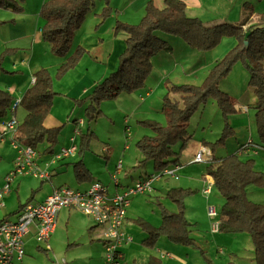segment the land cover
<instances>
[{"label": "rangeland", "instance_id": "obj_1", "mask_svg": "<svg viewBox=\"0 0 264 264\" xmlns=\"http://www.w3.org/2000/svg\"><path fill=\"white\" fill-rule=\"evenodd\" d=\"M45 1L47 0H22L20 2L24 8L22 12L0 7V58L4 61L5 69H0V78L6 83L1 85L10 87L11 83L20 84L25 64L27 66L31 64L34 69L28 72L30 76L31 72L42 67L49 69L55 94L54 104L44 119V125L47 128L58 127L55 143L57 149L70 146L75 129L80 130L81 133L76 136V144L84 150L83 155L78 153L75 156L76 159L71 156L72 158L66 160V164L73 162L72 164H67L66 168L54 173L53 180L58 184L79 186L76 184L74 163L80 159H83L84 164L91 171L93 179L104 185L108 192L119 187L116 185L114 175L124 179L125 171L132 172L135 178H130V182L136 183L139 175L145 176L147 173L154 172L151 161L147 165L139 166L143 154L137 142L144 135L153 134L152 129L144 125L143 120L166 122L162 112L166 83L170 81L177 84H201L211 66L204 63V53L189 48L179 37L160 33L166 37L172 48L155 56L152 74L147 79L145 87L131 93H122L115 98L97 100L93 97L95 82L118 68L119 57L125 47V30L118 28V22L139 23L145 14L148 0H109V4L106 3L107 0H94L81 25L76 29L71 43L69 53L81 47L80 58L73 67L63 71L60 67L66 60V56L54 53L51 44L43 38L38 39L39 41L34 39L36 32L41 33L38 21L41 19V26L44 24L38 12ZM256 4L259 6L250 9L244 8L241 0L233 6L224 2L216 4L215 0H205L198 10L195 11L194 8L189 7L187 13L199 17L208 24L226 20L237 23L240 20L236 14L242 9L246 14L255 15V18H258L264 11V0H255L254 6ZM105 6L110 8H104ZM230 39L233 40V38ZM233 43L235 44V39ZM249 79V69L242 61H237L229 74L220 82V88L223 91L234 98L237 96L241 100L239 102L249 107V110L246 107L242 114L250 117V124L237 128L233 135L226 137L225 144L215 147L216 155L219 157L233 154L239 148L241 139L243 137L247 139L250 134L255 141H260L252 108L256 99L248 84ZM25 115L26 110L19 105L16 118L23 121ZM224 126L225 122L218 102L210 97L190 119L188 130L193 136L181 152L182 166L176 175L164 174L161 179L156 178L151 182L152 189L136 192L130 196L131 206L127 208L129 216L126 214L128 218L124 223L131 224L132 228L130 227L127 231L133 236V243L140 247L134 255L126 254L130 264H150L148 260L150 255L156 256L162 264H182L178 256L186 258L188 264L204 262L257 264L253 255V241L248 233L213 231L212 222L219 220L224 199L208 174L207 161H195V151L202 149L201 143L205 144L202 141L203 138L206 142H216ZM4 129L5 124L1 122L0 130ZM83 134H89V136L84 137ZM40 144L41 154L44 155L46 153L43 150L49 142L45 140ZM205 146L211 145L206 143ZM16 154L17 150L11 144L10 134H8L6 139L0 141V190L7 183V176L16 170ZM50 156L52 157L53 154ZM120 161L124 169L118 172L116 167ZM43 162L44 160H41L40 164ZM254 164L264 171L260 168V166L264 168V157L256 156ZM47 180L49 179H43L34 174L15 173L10 182L11 192H7L9 195L4 197L3 204L7 206L6 208H10L13 203L15 211L19 203H23L26 198L37 201L38 197L51 185ZM19 184H21L20 188ZM79 184L84 185V182ZM209 185H212L211 192H204L203 187ZM174 187L193 189V192L184 199V204L185 215L193 224L192 234L198 247L173 242L165 236L157 242L156 248H154L156 244L151 246L142 242L143 228L135 220L143 218L152 225L160 226L164 207L171 212L178 210L177 203L167 195L168 190ZM253 189H255L254 193H250ZM247 191L249 198L264 203V189L250 186L247 187ZM212 206L217 212L215 217L209 214V208ZM66 213L67 215H63V212L59 214L56 233L58 240L54 248L39 251L42 253L41 264L52 262V254L56 249L71 257V259L62 257L58 260L60 263L67 261L69 264H88L86 253L91 251L90 241H80L71 247L69 243L83 240L89 233L88 222L92 221L81 210L66 209ZM124 227L125 224L123 229ZM47 243L48 241L42 244L44 248L49 246ZM96 244L102 247L98 242ZM158 247L161 253L157 250ZM163 249L166 255L162 257ZM97 253L99 256L103 255L105 248H99ZM31 262L37 263V259L31 257Z\"/></svg>", "mask_w": 264, "mask_h": 264}, {"label": "trees", "instance_id": "obj_2", "mask_svg": "<svg viewBox=\"0 0 264 264\" xmlns=\"http://www.w3.org/2000/svg\"><path fill=\"white\" fill-rule=\"evenodd\" d=\"M21 1L0 0V7L22 12L24 8L20 5ZM106 3L109 4V0ZM93 4L94 0H47L40 9L39 15L44 21L41 27L43 39L51 44L54 53L66 56L60 67L61 71L73 67L80 58L81 47L69 53L71 43L76 29ZM245 5L252 8L249 2ZM252 16L255 15L245 13L237 23L226 20L208 24L197 16L188 15L187 5L183 0H164L162 7L156 5L153 0H148L145 14L139 23L118 22V28L125 30L127 35L126 48L119 57L118 68L97 80L93 95L97 100L115 98L122 93H131L145 87L152 74L155 56L172 48L166 37L160 33L179 37L189 48L200 52L217 48L225 38H233L237 42L222 58L215 61L201 84H177L170 81L166 83V93L162 101L166 122L143 120L144 125L152 129L153 134L144 135L137 142L143 154L139 166L147 165L151 161L154 168L152 174L163 176L165 168L180 165L181 152L193 136L188 130L190 119L210 97L217 100L225 126L216 142H206L204 139L203 142L210 143L214 152L215 147L225 144L226 137L235 133L231 116L238 109L234 98L220 88V82L237 61H242L250 71L248 84L256 99L252 108L260 137L258 144L264 148V11L250 23L249 18ZM245 41L248 42L247 45ZM3 62L0 58V69L5 70ZM54 94L53 79L47 67L34 72L31 86L22 97H15L9 90L0 87V123L9 119L11 106L20 99L18 106H23L26 115L23 121L17 119L15 138L24 145L32 146L38 153L42 151L40 143L48 140L49 145L43 152L53 156L58 153V150L55 151L58 127L47 128L44 119L54 104ZM8 134L12 141V133ZM243 147L244 144L239 146ZM78 153L83 155L84 150L80 147ZM63 158L66 157L52 163ZM206 167L224 199L220 211L219 231L248 233L254 245V260L257 264H264V203L251 200L246 191L249 184L263 187L264 173L255 168L254 159H244L237 152L224 157L212 155ZM74 170L77 182L96 181L83 159L74 163ZM152 174L139 175L138 180ZM119 184L120 179L117 186ZM192 192L193 189L184 187L168 190L167 195L177 203L178 210L171 212L164 207L160 226L152 225L143 218L135 220L145 231V244L154 246L165 236L173 242L196 246L192 236L193 224L185 215L184 204V199ZM151 263L159 264L156 259Z\"/></svg>", "mask_w": 264, "mask_h": 264}, {"label": "built area", "instance_id": "obj_3", "mask_svg": "<svg viewBox=\"0 0 264 264\" xmlns=\"http://www.w3.org/2000/svg\"><path fill=\"white\" fill-rule=\"evenodd\" d=\"M35 78H33V82ZM20 99L14 102L10 108L9 119L3 123L5 129L0 130V141L4 140L9 132L12 133V145L17 150L15 157L16 170L7 176V183L0 192L3 193L11 189L10 182L13 175L18 172L24 174H34L43 179H49L51 173L41 170L37 164V150L32 146L24 145L15 138L18 121L15 116ZM82 123V121L80 122ZM80 130L75 129V135L71 137V145L61 147L58 153L52 157L55 162L61 157L75 155L78 152L76 136ZM212 150L202 147L195 155V161H208L212 158ZM123 163L117 164V171H121ZM179 165L167 167L163 174L176 175ZM161 175L152 174L136 183L127 185L124 190L109 193L107 188L100 182L95 181L85 189H77L68 186L55 188L42 202L27 203L23 206L17 220H3L0 223V264H17L25 255L27 237L33 227H36L35 238L39 244L47 241L51 233L57 226V219L62 208H76L91 216L104 229V263L103 264H127L124 261L122 247L133 240V236L123 229L127 208L131 200L130 196L136 192H143L152 189L151 182L160 178ZM116 185L119 178L114 175ZM204 192H211L212 185L204 187ZM212 217L217 215L214 206L209 208ZM213 231H219L220 221L212 222Z\"/></svg>", "mask_w": 264, "mask_h": 264}, {"label": "crops", "instance_id": "obj_4", "mask_svg": "<svg viewBox=\"0 0 264 264\" xmlns=\"http://www.w3.org/2000/svg\"><path fill=\"white\" fill-rule=\"evenodd\" d=\"M153 1L155 2L156 5H158L160 7H162L164 5V0H153ZM183 1L187 5V12H188L189 7L190 8H194L195 11L198 10L202 6L203 2H205V0H183ZM239 1L240 0H215L216 4H220V3L224 2V3L229 4L231 6H233L235 3L238 4ZM241 1H243V7L244 8H248V6L245 5V3H248V2L252 4V7L259 6L258 4H256V6H254V1L255 0H241ZM244 15H245V12L242 9V11H239L236 14V17L239 20H241ZM254 19H255V16H252L251 18H249V20H250L249 22L250 23L254 22ZM38 25H40V28L42 27L41 26V19L38 21ZM126 36L127 35H126V32H125L124 37L126 38ZM42 38H43L42 37V32L41 33L40 32H36V34L34 35V39L36 41L42 40ZM233 40L230 39V38H225L222 41V43L217 48H215V49H213L211 51L202 52V53H204V56H205L204 63L207 64V65L212 66L215 63L216 60H218L220 57H222L228 51L227 49L231 48L232 46H234L236 44V40H235V44L233 43ZM125 48H126V42H125L124 49ZM124 49H123V51H124ZM23 69H24V72L22 71V77L23 78L20 81V84L11 83L10 87L8 85L7 86H2L1 84H6V83L2 82V80L0 79V81H1L0 82V87L3 88V89L9 90L12 94L14 93L13 95L15 97H22L24 92L27 90V88H29L31 86V78H32V75L34 74V72H31V76L28 75V72L30 73V71H34V69L31 67V64H29V66H27V64L23 65ZM10 72H12V71H10ZM19 73H21V72H19ZM96 82H95V84H96ZM19 91H22V92H19ZM147 93H148V91H147ZM254 99H255V97H254ZM234 100H235V104H236V107H237L238 110H237V112L235 114H233V116H231V124L233 125V127H234V129L236 131L237 128L248 126L250 124V117H248V116L246 117V116H244L242 114V111L244 109H246V107H247L246 104L239 102L241 100L237 96H235ZM247 108L249 110V107H247ZM17 109H18V107H17ZM17 109L15 111V116L16 117H17ZM250 135H249V137L247 139H246V137L245 138L243 137L242 138L243 140L241 139V142H239L240 143L239 145L244 144V147L243 148H238L237 150H235L234 153L237 152L244 159H248V158L249 159H254V163H255V157L256 156L264 157V148L259 146V144H258L259 141L258 142L255 141L254 137H252ZM200 145L202 147H206L207 149L212 150L213 155L214 156L216 155L217 148H216V150L214 152L211 146L207 147V146H205V144H202V143ZM58 149L55 148V151L58 150ZM195 152L197 153L198 151H195ZM50 154L51 153H46V154L43 155L40 152L38 154V157H37V162H38L39 167L41 168V170H47V171H49L51 173V177L49 178V180H47V181H50V184H51L50 187L48 189H46L41 196L38 197L37 201H34L31 198H28V199L26 198V200L23 203L20 202L19 205H18V208L15 211H14L15 207H14L13 203L11 204L10 208H6L7 206H5L3 204L2 200H4L5 196L7 197L9 195L8 193H3L2 198H0V222L2 220H17L20 210L23 208V206L26 203H28V202H30V203L42 202L57 187H60V186H63V185H68V187L70 186L72 188L85 189L91 184V182H85L84 185H82V184H79V182H76V184L79 185L77 187H73V186H71L69 184H63V183L62 184H58L55 180H53L54 179L53 178L54 173L56 171L60 170V169L66 168L67 164H72L73 162H68L66 164V160L69 159V158H72V157L74 159H76L75 156L78 155V152H77V154H75L72 157L70 156V157H66V158L61 159L60 162H59V160L56 163H54V164L51 162L52 163L51 166H53L54 168H52L50 166V163H49L51 161ZM41 160H44V162L42 164H40ZM180 166H182V165L180 164L179 168H180ZM255 168L257 170H259V171L264 173V171L260 170L256 166H255ZM260 168L264 170V168L262 166H260ZM125 173H126V177L124 179H120V183L121 184L118 185L119 187L110 190L111 192H109V193H113V192H116V191H122V190H124V188L127 185L133 184V183L130 182V178L134 179L132 172L125 171ZM20 185L21 184H19V188H20ZM250 186H256L257 189H260V190L264 189V186L261 187V186H258L256 184H249L247 187H250ZM2 188H1V190H2ZM11 189H10V192H11ZM1 190H0V192H1ZM254 190L255 189L251 190L250 193H254L253 192ZM246 191H247V188H246ZM258 192H262V191H258ZM247 195H248V193H247ZM251 200H253V199H251ZM253 201H255V200H253ZM129 206H131V203H130ZM66 209L71 211L72 209H76V208L64 207V208H62L60 210L59 214L63 212V215L64 214L67 215ZM77 210H79V209H77ZM126 214H127V216H129L128 215L129 214L128 210H127ZM85 215H87V214H85ZM87 216L93 222V223L92 222H88L89 223V226H88L89 227L88 228V232L89 233H88V235L83 240H79V242L73 241V243H69V246L71 247V245L78 244V243H80V241H90V246L89 247L91 248V251L86 253V255H87L86 258H87L88 264H103L104 263V254L99 256L98 253H97V250L99 248H102V247H103V249L105 248L104 239H103V237H104V233H103L104 229L91 216H89V215H87ZM58 218H60V215H58ZM126 218H128V217H126ZM218 221H220V218H219ZM57 222H58V219H57ZM124 224H125V227H124L125 231H127V229H130V227L132 228L131 224H128V223L127 224L124 223ZM57 232H58V226H56L55 230L51 233L50 238L47 240L48 241L47 244H49V246L44 248V245H42L43 243L39 244L37 242V240L35 238L36 227H33L31 229L30 234L27 237L25 255L23 256L22 260L17 262V264H32L31 257L37 259V263H33V264H41L40 257L42 256V253H40L39 251L40 250H45L46 251V250H49V249L51 250L52 248H54V246H55V244H56V242L58 240V238H56V233ZM143 232H144V237H145V235H146L145 231L143 230ZM193 235L194 234H192V236ZM144 237H143L142 240H144ZM133 241H134V239L130 243L125 244L124 245L125 247L124 246L122 247V250L124 252V260L126 261L127 264H130L129 263L130 260L128 261V259L126 258L127 257L126 254L129 253V255H134V253H136L138 250H140L139 245L138 244H134ZM74 242H77V243H74ZM97 242L102 247H98V245L96 244ZM156 247H157V244L154 246V248H156ZM196 247H198V245H196ZM158 249H160V248L158 247L157 250ZM158 251L161 253L160 250H158ZM63 255H65V256H63ZM164 255H166V253L164 252V249H163V253H162L161 256L163 257ZM167 255H169V254H167ZM62 257H69V254H65L63 251H60V250L56 249L54 254H52V262L50 261L48 264H65V263H68L67 261H64V263L63 262L62 263L58 262V260H60ZM68 259H71V257H69ZM153 259H156L159 264H162L161 260H159L158 258H156V256H153V255H150V257L148 259V260H150V264H152L151 262H152ZM134 260H135V258H134ZM178 260L182 264H188L187 259L182 257V256H178ZM206 263L207 262H204L203 264H206ZM135 264H137V263H135Z\"/></svg>", "mask_w": 264, "mask_h": 264}, {"label": "water", "instance_id": "obj_5", "mask_svg": "<svg viewBox=\"0 0 264 264\" xmlns=\"http://www.w3.org/2000/svg\"><path fill=\"white\" fill-rule=\"evenodd\" d=\"M247 43H248V42H247V41H245V44H246V45H247Z\"/></svg>", "mask_w": 264, "mask_h": 264}]
</instances>
